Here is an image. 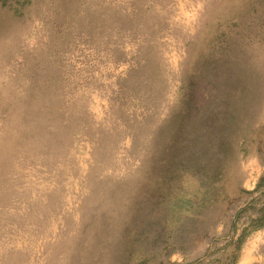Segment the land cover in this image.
<instances>
[{"label":"rangeland","instance_id":"rangeland-1","mask_svg":"<svg viewBox=\"0 0 264 264\" xmlns=\"http://www.w3.org/2000/svg\"><path fill=\"white\" fill-rule=\"evenodd\" d=\"M0 264H264V0H0Z\"/></svg>","mask_w":264,"mask_h":264},{"label":"trees","instance_id":"trees-1","mask_svg":"<svg viewBox=\"0 0 264 264\" xmlns=\"http://www.w3.org/2000/svg\"><path fill=\"white\" fill-rule=\"evenodd\" d=\"M257 226H259V225H257Z\"/></svg>","mask_w":264,"mask_h":264}]
</instances>
